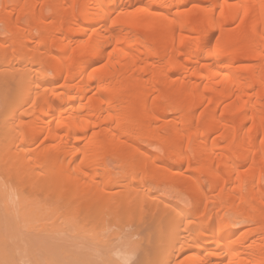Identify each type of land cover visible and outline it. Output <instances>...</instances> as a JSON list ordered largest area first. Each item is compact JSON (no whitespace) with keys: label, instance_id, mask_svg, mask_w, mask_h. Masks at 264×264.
<instances>
[{"label":"bare ground","instance_id":"1","mask_svg":"<svg viewBox=\"0 0 264 264\" xmlns=\"http://www.w3.org/2000/svg\"><path fill=\"white\" fill-rule=\"evenodd\" d=\"M188 1L0 4V264H264V0Z\"/></svg>","mask_w":264,"mask_h":264},{"label":"rangeland","instance_id":"2","mask_svg":"<svg viewBox=\"0 0 264 264\" xmlns=\"http://www.w3.org/2000/svg\"><path fill=\"white\" fill-rule=\"evenodd\" d=\"M6 0H0V4H1V6H2V4H4V2H5ZM200 1H203V0H190V1H188V2H185L184 3V5L183 4H181L182 6H180V8H186V7H188V6H190V5H192V4H196V3H199ZM200 3H202V2H200ZM0 9H1V7H0ZM51 11L52 10H48L47 11V13L48 14H51ZM50 12V13H49ZM240 19V18H239ZM239 19H235V20H232V21H234L233 22V24H232V22H230L229 23V27H231L232 28V26H234L236 23H239ZM23 21H25V19H23L22 20V23H23ZM25 23V22H24ZM237 26V25H236ZM235 26V27H236ZM234 27V28H235ZM6 25H4L3 23H0V42H4V43H9L10 41V35H8L7 34V32H6ZM4 32V33H3ZM9 41V42H8ZM8 48V47H7ZM7 50V49H6ZM2 53L3 52H0V55H2ZM245 60H243L241 63H248V60H246L245 62H244ZM23 64V62H20V65H22ZM186 70H188V71H185V70H182V71H176L174 74V76L176 77V76H185V77H187V76H189V74H190V71H189V69H186ZM204 105V106H203ZM209 107V104L207 105V103L206 102H204L203 104H201L200 106H198L197 108H195V110H190V112H185L184 113V115L186 116V114L188 115H193L192 117H191V119L194 117L195 119H197V116H200V114L202 115V113L201 112H204V110L205 109H207V108ZM222 107V106H221ZM221 107H219V109H221L222 110V108ZM218 109V113L219 112H221V110H219ZM173 121H174V119H172V121H170L168 124H164L166 127V129L167 128H169V129H167V131H166V133L168 132V136L172 133V128H173V125H172V123H173ZM160 124L162 125V121L160 122ZM163 125V126H164ZM248 125L249 124H247L245 127H244V131L246 130V128L248 127ZM169 126V127H168ZM170 130V131H169ZM219 131H216V132H210V133H212V134H210V136L213 138L214 136H218V133ZM218 133V134H217ZM223 142H225V140L223 141ZM83 144H84V141H82V142H77L75 145H77L78 147L79 146H83ZM146 146V145H145ZM158 147H160V146H147L146 148L147 149H149V151H151V152H155V153H160L161 152V156H164L165 158H166V156H168V158L170 157V155H171V153L173 152L172 150H173V147L172 146H167L164 150L165 151H161L162 149H161V147H160V149L158 148ZM170 148V149H169ZM171 150V151H170ZM169 151V152H168ZM162 152H163V154H162ZM164 152H165V154H164ZM171 152V153H170ZM167 153H169V154H167ZM114 159V160H113ZM108 161H107V164H108V166L111 168H114V167H120L119 165V162H118V160H116L115 158H109V159H107ZM115 160L117 161L116 163H115ZM123 160H125V159H123ZM170 162H171V164L173 165V167L174 168H176L178 171H184L187 167H186V163H184L183 161H172V160H170ZM110 163V164H109ZM122 164H124V163H121V165ZM118 165V166H117ZM250 166V163L248 164V163H246V165L242 168V170L246 173L249 169V166ZM246 167V168H245ZM179 168V169H178ZM193 171V170H192ZM191 171V172H192ZM161 172H163V171H161ZM191 172H189V173H191ZM194 173H192V174H190L191 176H189L187 179H181V178H178L177 176H173L172 178H170V179H167V177H162V175H160L161 176V178H159V182L157 183V184H155V183H151V181L150 180H147L146 182H147V184H146V188H148L149 186L151 187V189L153 188V190H154V192H155V194H165V195H167V197H168V199H170V200H172L173 202L175 201H177V203L179 202V204H181V205H185V206H188V208H189V205L192 203V201H193V194H194V192H193V190H194V184H195V182H194V179H193V177L195 176H197L196 174H197V172L196 171H193ZM140 173H138L137 174V176H139L140 177ZM189 175V174H188ZM206 177V176H205ZM205 177L204 176H202V177H200V179H201V182H203V184L205 185V186H210V184H209V181H208V179H207V177H206V179H205ZM199 179V180H200ZM253 179V178H252ZM252 179H249L250 180V182L252 181H257V178H254L253 180ZM148 181H150V183H148ZM192 182H193V184H192ZM151 184V185H150ZM190 184H191V186H190ZM206 187V189L208 190L209 189V187L207 188ZM230 187H233V185H231ZM153 192V193H154ZM215 200V199H214ZM211 207V205L209 204L208 205V208H210ZM202 207V206H201ZM64 212V210L61 208V209H59L58 210V213L57 214H59V215H61L62 213ZM139 212V211H138ZM144 212H145V210H144ZM143 213V212H142ZM148 213V212H147ZM141 213H138V214H136V215H138V216H136L135 218H134V220H136L138 217H139V215H140ZM145 214V213H144ZM106 218H107V221H111L110 220V218H111V216L110 215H106ZM197 220V222H198V219H196ZM113 221V223L110 225V227L107 229V230H101V237L102 236H104L105 237V239H104V237H102L104 240H102V242H104L107 238H108V240H114V237L116 236L115 234V232L116 231H119V229H120V227L118 226V225H116V223L115 222H117V221H115L114 222V220H112ZM111 221V222H112ZM136 224H134V225H129V227H132V228H129V230H128V228L126 227V229H127V233L129 234L130 232L132 233V234H130V236L129 237H131L132 239L131 240H140L139 238L141 237L140 236V234H137V233H139V231L137 232L136 231V229H137V227L135 226ZM90 227V226H89ZM86 228H88V227H86ZM92 228V227H91ZM85 229V228H84ZM99 229V228H98ZM84 231V230H83ZM85 231H87V230H85ZM135 231V232H134ZM99 232H100V229H99ZM102 232H104L103 233V235H102ZM134 234H136V235H134ZM87 239V238H86ZM57 241H59L60 243H61V240H57ZM89 241V240H88ZM93 241V247L95 246V245H98L99 243H97L98 241L97 240H92ZM97 241V242H96ZM107 241V240H106ZM90 242H91V240H90ZM94 242H96L95 243V245H94ZM100 243H101V241H99ZM55 243H56V241H55ZM58 244V243H57Z\"/></svg>","mask_w":264,"mask_h":264}]
</instances>
